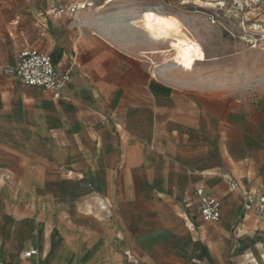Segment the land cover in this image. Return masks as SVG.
Here are the masks:
<instances>
[{
  "label": "crops",
  "instance_id": "1",
  "mask_svg": "<svg viewBox=\"0 0 264 264\" xmlns=\"http://www.w3.org/2000/svg\"><path fill=\"white\" fill-rule=\"evenodd\" d=\"M73 5L0 0V264H264L243 214L264 192V95L203 88L207 51L190 71L166 43H118L105 16L52 14ZM25 48L71 69L61 99L6 75Z\"/></svg>",
  "mask_w": 264,
  "mask_h": 264
},
{
  "label": "rangeland",
  "instance_id": "2",
  "mask_svg": "<svg viewBox=\"0 0 264 264\" xmlns=\"http://www.w3.org/2000/svg\"><path fill=\"white\" fill-rule=\"evenodd\" d=\"M110 1L74 0L81 11L105 16L102 22L118 43L139 53L166 47L151 43L142 30L144 13L179 19L207 51L208 62L193 74L203 88L264 95V0ZM153 57L165 62L163 55Z\"/></svg>",
  "mask_w": 264,
  "mask_h": 264
},
{
  "label": "built area",
  "instance_id": "3",
  "mask_svg": "<svg viewBox=\"0 0 264 264\" xmlns=\"http://www.w3.org/2000/svg\"><path fill=\"white\" fill-rule=\"evenodd\" d=\"M81 10L79 5L56 7L54 16H75ZM6 75L15 78L22 86L34 87L52 94L54 100L62 98L63 91L71 84V69L58 71L53 59L36 49L25 48L17 56L14 67L5 70ZM199 201V212L206 223H215L221 219V203L208 196L202 188L195 191ZM243 214H254L264 226V192H250L244 196ZM37 250L25 253L26 258L37 255ZM229 264V263H228Z\"/></svg>",
  "mask_w": 264,
  "mask_h": 264
},
{
  "label": "bare ground",
  "instance_id": "4",
  "mask_svg": "<svg viewBox=\"0 0 264 264\" xmlns=\"http://www.w3.org/2000/svg\"><path fill=\"white\" fill-rule=\"evenodd\" d=\"M140 25L150 41L169 44L166 52L173 53L171 60L181 68L192 71L196 63L206 61L203 44L179 19L158 12H146L141 17Z\"/></svg>",
  "mask_w": 264,
  "mask_h": 264
}]
</instances>
